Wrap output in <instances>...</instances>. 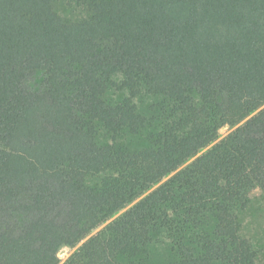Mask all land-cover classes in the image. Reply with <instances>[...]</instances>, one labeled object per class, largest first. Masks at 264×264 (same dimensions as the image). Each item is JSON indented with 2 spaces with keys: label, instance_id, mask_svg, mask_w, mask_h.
<instances>
[{
  "label": "trees",
  "instance_id": "1",
  "mask_svg": "<svg viewBox=\"0 0 264 264\" xmlns=\"http://www.w3.org/2000/svg\"><path fill=\"white\" fill-rule=\"evenodd\" d=\"M258 188L264 0H0V264H256Z\"/></svg>",
  "mask_w": 264,
  "mask_h": 264
},
{
  "label": "rangeland",
  "instance_id": "2",
  "mask_svg": "<svg viewBox=\"0 0 264 264\" xmlns=\"http://www.w3.org/2000/svg\"><path fill=\"white\" fill-rule=\"evenodd\" d=\"M63 12L67 11L62 9ZM232 128H224L220 133L219 140L226 137ZM252 206L244 221L243 236L249 240L257 251L256 264H264V192L261 189H256L251 194ZM108 223L101 226L99 229L94 231L92 235H96L102 230ZM75 251V249L63 248L59 253L61 264Z\"/></svg>",
  "mask_w": 264,
  "mask_h": 264
}]
</instances>
